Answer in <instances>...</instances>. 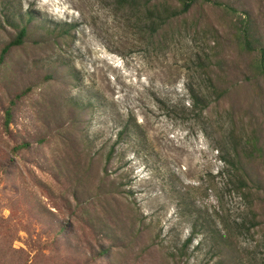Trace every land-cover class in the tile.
<instances>
[{"label":"rangeland","instance_id":"obj_1","mask_svg":"<svg viewBox=\"0 0 264 264\" xmlns=\"http://www.w3.org/2000/svg\"><path fill=\"white\" fill-rule=\"evenodd\" d=\"M218 1L152 33L133 0H0V54L16 37L7 18L32 17L0 66V264H176L168 254L195 224L212 234L182 264H217L228 233L239 264H262L264 77L234 33L248 13L264 38V0ZM206 58L223 95L206 89ZM190 87L212 94L213 127L195 117ZM231 132L244 138L250 188L218 150ZM254 139L262 154L246 146Z\"/></svg>","mask_w":264,"mask_h":264},{"label":"trees","instance_id":"obj_2","mask_svg":"<svg viewBox=\"0 0 264 264\" xmlns=\"http://www.w3.org/2000/svg\"><path fill=\"white\" fill-rule=\"evenodd\" d=\"M179 4V8L177 9H170V8H164L163 10L159 8L157 4H154L152 7H149L151 5V2L148 4V0H146L145 3L140 4V0H133V3L135 6L142 7L144 9V13L140 10H136L139 12V14L143 17L142 24L144 25V30H148L152 33H156L160 30V28H163L166 24L173 21L176 18L182 17L187 15L195 6L199 4H206L210 5L213 4L218 7H226L222 3H220L218 0H176ZM235 11L234 9H232ZM156 13H159L156 15ZM32 22V17L29 15L27 20L25 22H21L22 24H15L12 22L9 18H7L6 23L8 26L16 29V37L9 42L2 50L0 54V66L4 63L7 55L11 52L12 49L16 47L23 46L29 36V25ZM150 23V24H149ZM71 28L69 30H63V34L65 36H71ZM234 38L236 45L242 52H246L248 54H257V58L252 64V72L258 76V77H264V38L258 34L257 30L254 28L252 17L250 14H245L243 17H237L236 27H235V33ZM207 62L208 64H205ZM201 61L199 63L200 70L204 72L206 75L205 82H206V89H211L213 91V94L223 95V93H219V90L216 89V86L213 82V79L210 76V64L211 60L210 58H206V61ZM190 94L193 101V111L195 113V117H197L200 121H203L204 123H208L209 125H212V123L209 121V119L206 117L205 113L210 108L212 103V94L208 93L205 94L201 91H195L192 90L190 87ZM15 105V102H12V106ZM78 108V107H77ZM80 109V108H79ZM12 120V110L8 109L6 111V126L9 127ZM213 127V125H212ZM126 128L124 132L119 134V139L116 144L119 143V140L122 139L125 133H127ZM219 133V130H218ZM239 140H237V138ZM243 136H237L234 135L233 132H231L230 135L225 137V135H222L220 137L219 142V148L223 153L226 154L228 157H223V160L225 163H228L233 169L236 170L238 175V183L243 187L248 186V179L249 175L245 170L244 164H243V155L246 156V153L244 152V148H241V141ZM246 146H251V148L254 151L261 152L263 151L258 147L257 141L254 139L252 141L247 140L245 142ZM25 148V145L18 146L13 149L14 154L17 153L19 150ZM115 148H113L109 153L105 156V164L106 166H110L115 158ZM249 156V155H248ZM106 174H108V171L106 169ZM252 211V209H251ZM193 231L189 238L186 240V242L183 244L181 248H176L171 253L168 254V257L171 261L175 262L176 264H182V262L186 259L189 260L190 257L188 255L187 249L193 244L195 239L201 234L205 235L206 233H211L212 231L207 230L205 227V224H202L199 226L198 224H195ZM239 229V228H238ZM243 231H246L247 233H250L249 227L246 226V224H242L240 226V231L238 230V235H243ZM214 235H212L213 237ZM237 235H233L231 233L226 234V236H222V238L216 242V248H214V257L219 259V262L217 264H233L237 261L239 264L242 262L241 258H236L235 253L237 252V245L235 244V238ZM239 238V236H238ZM105 256H108V250H100L99 253H97L98 258H104ZM262 264H264V250H263V258Z\"/></svg>","mask_w":264,"mask_h":264}]
</instances>
